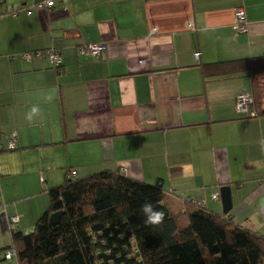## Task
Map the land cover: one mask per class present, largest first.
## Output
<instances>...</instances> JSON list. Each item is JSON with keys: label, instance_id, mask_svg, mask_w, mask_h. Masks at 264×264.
I'll return each mask as SVG.
<instances>
[{"label": "crops", "instance_id": "obj_1", "mask_svg": "<svg viewBox=\"0 0 264 264\" xmlns=\"http://www.w3.org/2000/svg\"><path fill=\"white\" fill-rule=\"evenodd\" d=\"M45 1L0 0V264H17L4 258L14 230L8 219L17 216L16 229L32 232L47 210L48 190L67 170L76 179L126 170L132 180L159 183L170 212L192 201L226 215L219 190L228 187L227 215L264 237V115L235 114L250 78L203 79L201 72L264 56V0L36 6ZM236 8L245 11L246 34L231 29ZM86 44L105 50L83 56L78 49ZM50 49L59 70L44 55L22 58ZM34 106L40 115L30 122ZM13 138L15 149L7 150Z\"/></svg>", "mask_w": 264, "mask_h": 264}, {"label": "trees", "instance_id": "obj_2", "mask_svg": "<svg viewBox=\"0 0 264 264\" xmlns=\"http://www.w3.org/2000/svg\"><path fill=\"white\" fill-rule=\"evenodd\" d=\"M201 72L203 79L247 75L252 109L264 115V56L204 65ZM47 197V210L32 232L12 231L8 249H14L17 264H264L263 236L192 201L168 211L159 183L108 171L76 179L67 170ZM146 201L164 210L163 223H144L140 208ZM56 212H62L60 221L50 227Z\"/></svg>", "mask_w": 264, "mask_h": 264}, {"label": "built area", "instance_id": "obj_3", "mask_svg": "<svg viewBox=\"0 0 264 264\" xmlns=\"http://www.w3.org/2000/svg\"><path fill=\"white\" fill-rule=\"evenodd\" d=\"M61 2H65L66 0H57ZM54 2L55 0H47L42 4L36 5L37 7L40 8H45V9H52L54 7ZM28 11V9H27ZM9 13L11 15H16V11L9 9ZM234 22L231 26L232 31L235 34H246L248 29V23L246 22V16H245V11L243 8H236L234 11ZM189 29H193V25L191 22L188 23ZM155 33V30L150 32V35H153ZM105 50V45L104 44H86L82 45L78 49V53L83 55V56H97L99 55L102 51ZM40 55H44L47 60L52 64V66L59 70L61 68V60L55 50H45L43 52H34V53H25L23 55V59L26 60L27 62H30L33 57H39ZM198 58V56H196ZM141 64H144V61H141ZM252 104H253V98L250 92L243 91L240 94L237 95L235 99V114L237 116H241L244 118H256L257 114L255 111L252 109ZM15 147V141L14 138L9 140L8 145H7V150H13ZM124 174H126V170L123 171ZM73 173H69L68 178L73 177ZM212 199H218V194H215L212 196ZM195 204L199 206H204L203 203L196 202ZM9 224L16 229L18 224H19V218L17 216L11 217L8 219ZM15 256L14 249H8L5 254L4 258L6 260H10L12 257Z\"/></svg>", "mask_w": 264, "mask_h": 264}, {"label": "clouds", "instance_id": "obj_4", "mask_svg": "<svg viewBox=\"0 0 264 264\" xmlns=\"http://www.w3.org/2000/svg\"><path fill=\"white\" fill-rule=\"evenodd\" d=\"M48 101L53 99L51 94L46 96ZM40 115L38 107H32L31 110L26 114L28 121H33L34 118ZM261 151H264V138L259 141ZM141 214L145 217L144 223L146 225H159L163 223L165 218V212L161 208L156 207L151 201H146L140 208Z\"/></svg>", "mask_w": 264, "mask_h": 264}, {"label": "water", "instance_id": "obj_5", "mask_svg": "<svg viewBox=\"0 0 264 264\" xmlns=\"http://www.w3.org/2000/svg\"><path fill=\"white\" fill-rule=\"evenodd\" d=\"M219 198L222 206L223 214H227L231 210V199L228 187H221L219 190ZM62 212H56L50 215L48 224L50 227L57 225L60 221Z\"/></svg>", "mask_w": 264, "mask_h": 264}, {"label": "rangeland", "instance_id": "obj_6", "mask_svg": "<svg viewBox=\"0 0 264 264\" xmlns=\"http://www.w3.org/2000/svg\"><path fill=\"white\" fill-rule=\"evenodd\" d=\"M261 82V81H260ZM264 107V106H263Z\"/></svg>", "mask_w": 264, "mask_h": 264}]
</instances>
